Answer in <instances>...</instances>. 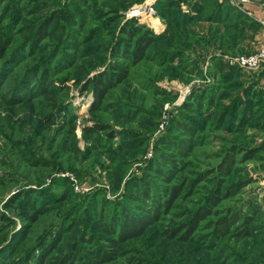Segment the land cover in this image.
Listing matches in <instances>:
<instances>
[{
  "label": "rangeland",
  "instance_id": "374dc122",
  "mask_svg": "<svg viewBox=\"0 0 264 264\" xmlns=\"http://www.w3.org/2000/svg\"><path fill=\"white\" fill-rule=\"evenodd\" d=\"M248 1L237 5L236 0H0L1 25L13 27L8 51H26L23 42L31 28L49 14L54 17L51 36L33 54L16 57L11 70L0 76V215L11 221L6 233L8 239H15L12 248L0 253V264H15L28 254L34 258L39 245L61 229L43 264L58 263L70 244H76L80 254L94 243H104L109 236L103 223L122 205L130 181L161 149L160 138L183 137L171 121L186 117L203 119L204 129L189 157L191 172L211 168L228 145L237 146V161L224 181L230 194L221 200L219 209L242 214L254 209L251 236L225 237L207 249L196 240H167L159 234L160 226H155L122 247L114 262L103 264H264V148L248 160L244 157L248 148L256 149L264 142V67H236L223 79L230 67L224 57L231 52L252 54L264 47V23L244 29L243 41L234 51L217 46L221 41L214 36L224 38V28L232 22L241 26L249 22L237 16L228 23L216 21L218 6L228 4L246 17L264 19L250 10L252 5L264 9L259 5L264 0ZM173 10L178 17L168 27ZM126 19L135 20L157 40L147 57L129 68V77L91 111V96L80 92V84L106 63V48ZM90 30L99 36L90 37ZM66 41L77 44L73 61L67 56L72 48L66 47ZM66 60L73 65L66 67ZM39 63H50L48 78L63 88L59 103L68 112H60L62 121L46 123L39 115L40 98L30 100L18 87L24 83L32 89L31 66ZM62 78V85L57 84ZM200 92L213 97V106L202 109L200 118L194 112L183 113L180 107L185 100ZM95 124L101 130L83 131ZM210 188L209 182L199 183L196 194L176 201L177 211L184 215ZM18 196L41 204L45 213L33 222L22 220L14 212L19 204L14 209L6 207ZM100 210L105 220L93 215ZM183 218L168 219L179 222ZM90 236L92 244L87 240ZM79 258L73 257L72 264Z\"/></svg>",
  "mask_w": 264,
  "mask_h": 264
},
{
  "label": "trees",
  "instance_id": "16d2710c",
  "mask_svg": "<svg viewBox=\"0 0 264 264\" xmlns=\"http://www.w3.org/2000/svg\"><path fill=\"white\" fill-rule=\"evenodd\" d=\"M194 10L196 9L194 8ZM217 12L220 13V17H216V21L220 19L224 23L232 22L236 16L239 19L245 17L249 20L248 24L244 23L243 26L234 22L228 24V27L224 28L226 33L222 39H218L217 35L214 34L217 40L221 41H216L217 46L228 49V51H234L238 44L243 41L244 29L249 27V30L251 26L258 28L261 26L259 22L246 17L244 13L228 4L227 6H218ZM182 16L188 22L192 18L187 14H182ZM168 17L167 23L170 25L168 27H173L172 24L175 23L174 19L178 17L176 10H173V13H170ZM53 19L54 17L49 14L35 24L23 42L26 45V48L24 47L26 51L20 52L18 49L16 51H8V46L12 40L11 32L13 31V27L9 26L5 28L2 26L3 19L0 16V76H2L3 72L10 69V66L17 60L15 59L16 57L18 58V56L25 53L29 55L33 54L37 51L42 41L46 37L51 36ZM182 20L179 23L183 22ZM178 25L181 26L182 24ZM104 28L106 27L104 26ZM94 32L95 30H90V37L96 38V36H99V32ZM117 32L118 35L113 37L106 48L107 55H109L106 63L101 65V68L96 70L91 76L83 78L80 84V92L83 94L88 93L91 96V104L89 106L91 111L97 110L101 106L109 90L119 86L129 77V68L146 58L147 50L157 40L149 30L139 27L133 19H126L121 22ZM65 44L67 48H72L70 49L72 53L67 56L70 59L72 58L73 61L77 55L75 52L76 48L74 49L77 44L75 45L71 41H66ZM231 53L246 54L248 52ZM50 63L46 64V66H43L42 63L37 64L38 66H31L33 69V75L31 76L35 79V82L33 81L35 85L32 89L27 84L24 86V83L19 85L16 82L21 91L29 95L30 100L36 97L40 98L37 102L40 107L39 115L46 123H54L59 119L62 121L64 120V115L60 116V112H68V107L64 106L62 108L59 103V95L63 88H60L59 85L55 86L53 81L48 78L51 75ZM66 65V67H71L73 62L70 63L69 60H66ZM215 65L223 66L219 62H216ZM261 67H264V65ZM235 69L236 67L230 66L223 79L233 74V70ZM63 80V78L58 81L56 80V83L62 85ZM13 86H15V82ZM212 106L213 97L200 92L198 96L191 94L185 100V103L181 105L180 110L183 113L185 111L194 112L200 118L202 115L201 110L208 111ZM47 109L48 113H45L44 111ZM202 120L196 121L193 118L186 117L185 121H182L173 118L171 121L173 122V128L180 131L183 137H162L159 139L158 143L161 145V149L141 167L140 173L133 177L125 191L122 205H118V210L112 213L111 217H109L110 219L108 218L109 221L103 223L104 232L109 237H105L104 243L98 245L92 244L94 239L91 236L88 237L87 240L92 245L80 254L76 244H70L71 247H69L68 252L61 255L56 264H72L73 257L77 256L80 258L75 264L114 262L121 255L122 247L127 246L129 241L138 239L149 228L155 226H160L159 234L167 240H176L180 243L196 240L203 243L204 246L206 245L207 249L213 248L220 239L225 237L236 239L251 236L250 225L254 220V209L248 210L247 214H242L239 211L230 213L229 211L219 209L221 200L230 194V189L224 186V181L232 174L234 164L237 161V146L235 144L228 145L219 156L218 162L203 172H191V169H189L191 167L189 157L197 145L196 140L200 138L199 134L204 130L202 128ZM99 130L101 128L98 124L83 129L84 132L90 133ZM263 148L264 142L258 144L256 149L248 148L244 156L246 157L245 159L252 158V155L256 151L263 150ZM209 176L210 178H208ZM159 181L163 183L160 184ZM203 181L211 183L210 192L203 195L195 203L196 206L184 212V215L177 211L176 208L178 206L176 205V201H185L188 197L196 194L198 184ZM15 204H19V208L16 209L14 207ZM6 207L10 209L15 208L14 212L17 216L22 220L31 222L36 221L37 217L46 211L41 204L33 199L26 198V200H20V196L11 199ZM101 212V210L100 212L97 211V214L94 212L93 215H99L104 219ZM169 216H172V218L183 216L184 218L179 222H174L171 221L172 219H168ZM162 221L174 222V224L165 225ZM10 225L11 221H9V218L1 214L0 253H3L6 247L9 249L14 246V242L12 241H15V239L10 240L11 237L8 239L10 235L6 233ZM203 231L206 232L198 234ZM62 232V229L55 232L51 237H48L45 245L40 244V251L36 253L37 255L34 258L28 254L22 260H15L14 263L18 264L19 262L16 261H20L21 264H43L49 251L57 244ZM47 243L50 244L48 245Z\"/></svg>",
  "mask_w": 264,
  "mask_h": 264
},
{
  "label": "built area",
  "instance_id": "2783aa9c",
  "mask_svg": "<svg viewBox=\"0 0 264 264\" xmlns=\"http://www.w3.org/2000/svg\"><path fill=\"white\" fill-rule=\"evenodd\" d=\"M248 0H236V4L240 5L243 3H248ZM264 7V1L259 3ZM242 9V7H241ZM136 11H131V14H136ZM246 13L251 17L250 13ZM254 19L253 17H251ZM257 22L264 23V19H254ZM224 62L227 66H235L242 69H257L264 65V47H260L257 52L252 54H229V56L224 57Z\"/></svg>",
  "mask_w": 264,
  "mask_h": 264
},
{
  "label": "crops",
  "instance_id": "0c3cea01",
  "mask_svg": "<svg viewBox=\"0 0 264 264\" xmlns=\"http://www.w3.org/2000/svg\"><path fill=\"white\" fill-rule=\"evenodd\" d=\"M250 10L258 17H262L264 18V9H261V8H257L256 6H250Z\"/></svg>",
  "mask_w": 264,
  "mask_h": 264
},
{
  "label": "water",
  "instance_id": "95a60500",
  "mask_svg": "<svg viewBox=\"0 0 264 264\" xmlns=\"http://www.w3.org/2000/svg\"><path fill=\"white\" fill-rule=\"evenodd\" d=\"M192 85H190V87H191Z\"/></svg>",
  "mask_w": 264,
  "mask_h": 264
}]
</instances>
